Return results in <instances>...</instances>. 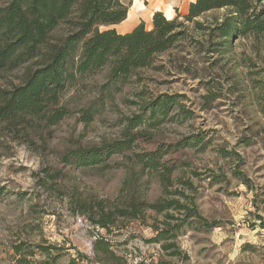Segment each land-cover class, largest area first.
<instances>
[{
  "label": "rangeland",
  "instance_id": "rangeland-1",
  "mask_svg": "<svg viewBox=\"0 0 264 264\" xmlns=\"http://www.w3.org/2000/svg\"><path fill=\"white\" fill-rule=\"evenodd\" d=\"M170 1L122 0L128 18L111 29L151 30L154 12L188 14L189 1L175 10ZM186 49L116 85L108 69L79 79L62 93L58 121L48 107L0 122V264H264V38ZM33 68L2 71L0 89ZM166 96L176 97L167 112H152ZM115 142L130 143L99 164L75 163L79 150ZM170 200L191 217L152 208ZM98 206L127 213L108 232L93 222ZM166 220L172 237L153 242ZM101 239L109 254L95 251Z\"/></svg>",
  "mask_w": 264,
  "mask_h": 264
},
{
  "label": "trees",
  "instance_id": "trees-1",
  "mask_svg": "<svg viewBox=\"0 0 264 264\" xmlns=\"http://www.w3.org/2000/svg\"><path fill=\"white\" fill-rule=\"evenodd\" d=\"M222 9L227 11L221 20L205 19L208 13ZM128 12L122 0H0V73L34 65L22 85L9 92L0 89V122L13 123L21 117L37 116L48 107H53L51 117L58 121L61 110L56 106L66 88L103 69H108V79L116 85L118 80L130 79L140 70L164 67L158 66L159 58L174 50L189 47L201 50L204 41L227 51L235 36L264 38V0H195L183 17L178 15L170 20L163 12L154 13L151 30L144 23L126 34L111 29L123 24ZM175 98L158 99L149 108L154 113L156 109L167 112ZM140 123L135 122L131 127ZM130 142L79 150L75 163L99 164L103 157L122 152ZM149 161L155 168L156 160ZM173 207L185 211L181 221L191 217V209L176 200L152 206L157 213ZM126 213L127 210L117 207L98 206L99 216L93 222L111 232L114 226L111 218ZM133 216L137 218L136 210ZM166 217L174 219L170 214ZM164 226L156 229L153 242L172 237L167 220ZM109 246L108 241L98 240L95 251L103 249L109 254ZM173 247V244L162 245L165 252Z\"/></svg>",
  "mask_w": 264,
  "mask_h": 264
},
{
  "label": "crops",
  "instance_id": "crops-1",
  "mask_svg": "<svg viewBox=\"0 0 264 264\" xmlns=\"http://www.w3.org/2000/svg\"><path fill=\"white\" fill-rule=\"evenodd\" d=\"M185 1H189L190 4L194 2V1H190V0H185ZM176 2H177V3L179 2V4H182V3L184 2V0H176ZM173 8H174V10L177 9V8H178V4H175V5L173 6ZM154 13H156V12H154ZM129 31H130V30H129ZM129 31H127V32H129ZM123 33H126V32H123Z\"/></svg>",
  "mask_w": 264,
  "mask_h": 264
},
{
  "label": "bare ground",
  "instance_id": "bare-ground-1",
  "mask_svg": "<svg viewBox=\"0 0 264 264\" xmlns=\"http://www.w3.org/2000/svg\"><path fill=\"white\" fill-rule=\"evenodd\" d=\"M177 4L176 0H171L170 3H169V7L170 9L173 8V6Z\"/></svg>",
  "mask_w": 264,
  "mask_h": 264
}]
</instances>
